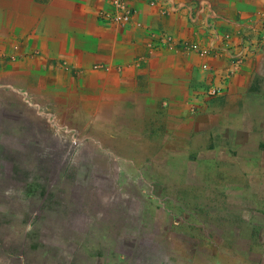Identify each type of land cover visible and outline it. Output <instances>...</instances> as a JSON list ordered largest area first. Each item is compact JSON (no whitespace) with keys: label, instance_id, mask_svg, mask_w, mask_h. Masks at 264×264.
Listing matches in <instances>:
<instances>
[{"label":"crops","instance_id":"crops-1","mask_svg":"<svg viewBox=\"0 0 264 264\" xmlns=\"http://www.w3.org/2000/svg\"><path fill=\"white\" fill-rule=\"evenodd\" d=\"M259 18L264 0H0V122L47 102L86 146L76 207L115 232L106 264H264Z\"/></svg>","mask_w":264,"mask_h":264},{"label":"rangeland","instance_id":"rangeland-1","mask_svg":"<svg viewBox=\"0 0 264 264\" xmlns=\"http://www.w3.org/2000/svg\"><path fill=\"white\" fill-rule=\"evenodd\" d=\"M240 53H231L235 68L241 65ZM14 102L21 110L0 122V264H106L108 238L115 232L76 207L77 183L88 169L86 146L74 152L77 146H71L69 129L59 128L65 119L53 104ZM146 243L147 238L136 237L132 252L145 254ZM129 259L154 264L149 256ZM181 259L162 257L159 264H182Z\"/></svg>","mask_w":264,"mask_h":264},{"label":"built area","instance_id":"built-area-1","mask_svg":"<svg viewBox=\"0 0 264 264\" xmlns=\"http://www.w3.org/2000/svg\"><path fill=\"white\" fill-rule=\"evenodd\" d=\"M118 9L123 10V6L120 4ZM123 11L122 18L127 19L129 17V11L127 9ZM201 69L206 72L211 71V66H209L205 61L201 64ZM224 82L225 78H222V76L216 77V75L211 72L210 78H208V80L202 86H200V93L206 99L219 97L224 92Z\"/></svg>","mask_w":264,"mask_h":264}]
</instances>
